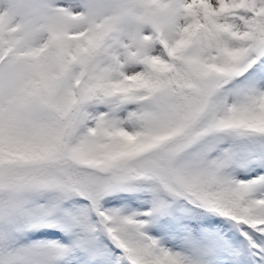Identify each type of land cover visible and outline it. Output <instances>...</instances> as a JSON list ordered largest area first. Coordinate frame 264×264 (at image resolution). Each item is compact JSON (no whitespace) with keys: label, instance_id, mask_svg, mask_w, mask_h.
<instances>
[{"label":"snow or ice","instance_id":"obj_1","mask_svg":"<svg viewBox=\"0 0 264 264\" xmlns=\"http://www.w3.org/2000/svg\"><path fill=\"white\" fill-rule=\"evenodd\" d=\"M0 264H264V0H0Z\"/></svg>","mask_w":264,"mask_h":264}]
</instances>
